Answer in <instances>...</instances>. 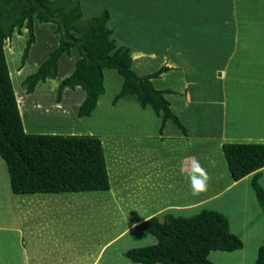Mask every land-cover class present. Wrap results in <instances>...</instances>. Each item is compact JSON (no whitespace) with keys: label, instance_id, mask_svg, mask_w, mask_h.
I'll return each mask as SVG.
<instances>
[{"label":"crops","instance_id":"crops-1","mask_svg":"<svg viewBox=\"0 0 264 264\" xmlns=\"http://www.w3.org/2000/svg\"><path fill=\"white\" fill-rule=\"evenodd\" d=\"M79 2L82 9L86 4L101 6L95 15L108 9V25L116 43L129 48L133 69H142L141 64L149 62L216 65L199 71L201 75L164 72L152 79L155 88L168 90L164 95L186 133L171 119L160 131L162 115L130 97L110 102L119 110L120 131L116 133L101 129L106 119L97 116L100 98L85 116L87 120L73 125L66 115H77L86 95L80 86L64 87L59 102L53 97L43 105L41 115L53 111L47 109L52 103L63 107L54 118L45 116L55 130L101 137L110 187L14 193L5 170L0 172V264H114L112 249L124 254L131 245L124 244L122 249L112 245L132 230L150 236L143 245L156 242L154 235L137 229L136 224L152 216L163 221L167 215L190 216L202 209L224 214L230 231L243 242L237 250L210 251V260L212 253L222 262L233 256L244 264L246 248L256 260L264 238V216L251 186L255 172L233 180L222 143H264V0ZM217 70L220 73L214 76ZM111 79L120 83L115 75ZM59 82H55L57 86ZM210 91L216 97L207 100ZM196 159L208 169L211 183L207 191L194 196L185 174ZM258 171V182L264 188V167ZM99 223L108 224L106 229L111 224L125 225L111 236L109 231L91 227Z\"/></svg>","mask_w":264,"mask_h":264},{"label":"trees","instance_id":"trees-1","mask_svg":"<svg viewBox=\"0 0 264 264\" xmlns=\"http://www.w3.org/2000/svg\"><path fill=\"white\" fill-rule=\"evenodd\" d=\"M82 14L79 0H0V156L7 165L14 193L106 190L110 187L103 146L98 136L31 133L23 126L20 111L25 114L28 103L24 95L17 94L16 98L4 42L14 32L21 34L23 27L27 29L20 65L23 67L35 42V19L40 23H54L59 39L35 71L25 77L26 93L33 92L38 82L55 78L60 57L70 55L75 48L79 57L72 72L57 86V102L64 87L80 86L86 95L77 115L89 116L105 91L103 70L114 69L122 77V83L112 104L130 97L141 107L150 106L162 115L160 131L166 120L171 119L186 133L164 95L168 90L155 88L152 83V79L170 68L162 65L153 72L139 75L132 67L129 48L116 43L113 30L108 25V9L104 8L90 17L80 32L77 22ZM7 51L9 58L15 54L11 47ZM20 72L23 71L14 70L13 74ZM47 109L61 110V106L50 105ZM222 151L233 180L255 172L251 186L264 216V188L258 182L261 175L258 170L264 167V143L224 142ZM148 219L136 224V228L154 235L156 242L127 249L124 255L132 262L212 264L208 258L210 251H233L243 246L242 240L230 231L228 218L217 210L202 209L190 216L167 215L163 221L156 216ZM255 263L264 264V238L257 249Z\"/></svg>","mask_w":264,"mask_h":264},{"label":"rangeland","instance_id":"rangeland-1","mask_svg":"<svg viewBox=\"0 0 264 264\" xmlns=\"http://www.w3.org/2000/svg\"><path fill=\"white\" fill-rule=\"evenodd\" d=\"M101 6L93 3V5L86 4L83 5L82 9V17L80 20L77 22V26L79 27V31L81 32L86 24L88 23L90 17L95 15L97 11H99ZM34 32H35V42L32 44L31 49L29 51V56L25 61V64L23 67H20L21 65V56L23 53L24 45L27 39V29L25 27L22 28V33L18 34L17 32H14L12 37L8 38L4 42V48H5V55H6V60L8 64V68L10 71V76L13 84V88L15 91V95L18 99L17 94L24 95V100L26 103H28V107L26 110H28L25 114L22 115V122L24 124V127L26 131L31 132V133H63L64 130H55V126L50 122L51 120L47 118L50 116L51 118L55 117V112L56 110H53L50 113H46L49 115H41L43 113V105H48L51 100L55 99L56 93H57V85L55 82H59L60 77H64V75L69 74L70 72L68 71L72 65H73V60L77 59L79 57V54L75 48H72L71 54L67 55L64 54L62 55V58L60 60V65L58 66V73L57 77L53 79H47L45 82H38L36 84V87L33 91L32 94L26 93L25 91V85L23 83L25 77L35 71L37 68V65L47 56V53L49 50L54 48L59 39V35L55 32V24L54 23H49V22H39L35 19L34 21ZM79 32V33H80ZM76 34H79L78 32H75ZM11 47L13 48L14 55L11 57L14 58H9V53H7L8 48ZM15 62V63H14ZM15 65V67H14ZM166 65L170 69L169 71H166L165 74H192L193 72H197L195 74L201 75L199 71H207L209 69L212 70V66L216 64H210V63H203V64H183V63H173V62H149L146 64H141L142 69H138L137 66L134 68V70L138 74H147L150 72H153L157 70L160 66ZM246 66V65H244ZM187 67V69H186ZM203 67V69L201 68ZM239 68L241 69V66L239 64ZM21 69L23 72H20L21 74H13L14 70L17 72V70ZM68 71V72H67ZM219 70L216 71V74H213L214 76L218 75ZM105 76H104V87L105 91L103 94L100 95L99 99V112L97 116H100L99 118L106 119V122L104 123L102 121L101 126L102 130L104 131H110V132H118L120 131V128H118V118H119V110L116 109L115 107H112L110 102L113 99L114 95L119 89L120 83H121V77L119 74L114 70V69H106L105 71ZM115 75L116 78H119L120 83L116 84V79L112 80L111 76ZM255 76H258V74H254ZM230 83V81L228 80ZM229 87V86H228ZM70 89H73L70 87ZM197 97V96H196ZM215 93L212 91L207 92V95L205 98L207 100L215 98ZM229 98L231 97L230 95L228 96ZM67 98V96H66ZM198 100V99H197ZM68 102V101H67ZM230 102V101H229ZM19 103V102H18ZM34 107H32V105ZM53 105V103L51 104ZM40 106V107H39ZM61 106V109L63 108L62 105H55ZM32 107V108H31ZM50 107V106H49ZM151 108V107H149ZM152 109V108H151ZM153 110V109H152ZM207 114L210 115L211 112L207 111ZM41 116H44L43 119ZM47 116V117H45ZM58 117V116H57ZM68 121H71L74 125V122H77L78 124L85 120H87L86 117H78L76 114H67L66 115ZM73 117V119H72ZM98 117H96V121L98 122ZM94 121V120H93ZM92 121V123H93ZM87 122V121H86ZM71 128V127H70ZM75 128V127H72ZM78 130V128H76ZM75 129V131H77ZM52 131V132H51ZM101 138V137H100ZM105 138V137H104ZM6 172V176L8 177V171H7V166L4 160L0 157V172L4 171ZM1 174V173H0ZM9 181V179H8ZM166 218V217H165ZM91 224L92 228L98 229V230H104V231H109L111 233V236H113L118 230H120L125 224L117 223L116 227H113L112 224L110 225V229H106L108 224ZM130 228L127 229L129 231ZM137 231L132 230L128 234H126V237L118 241L117 243H114L112 245V248L122 247L125 245H131V247H137V246H143V244L148 240L149 235H139L136 233ZM150 238V236H149ZM151 244V243H150ZM149 245V244H145ZM119 248V249H120ZM129 249V248H128ZM118 249H112V263L114 264H132L130 261L125 257V255L120 252H116ZM248 251L247 255L244 257V264H256L255 263V255L251 254L250 249L246 248ZM102 254V253H101ZM216 255H213L211 253V261H213L215 264H240V259L238 257H227V259H223V262L220 259L215 258ZM254 257V258H253Z\"/></svg>","mask_w":264,"mask_h":264},{"label":"clouds","instance_id":"clouds-1","mask_svg":"<svg viewBox=\"0 0 264 264\" xmlns=\"http://www.w3.org/2000/svg\"><path fill=\"white\" fill-rule=\"evenodd\" d=\"M209 163L212 167H215L216 162L214 160L209 161ZM180 171L183 173V168ZM185 178L189 181L194 196L207 191L211 183V175L208 169L198 159L191 162L190 170L185 174Z\"/></svg>","mask_w":264,"mask_h":264},{"label":"water","instance_id":"water-1","mask_svg":"<svg viewBox=\"0 0 264 264\" xmlns=\"http://www.w3.org/2000/svg\"><path fill=\"white\" fill-rule=\"evenodd\" d=\"M220 73V72H219ZM220 75V74H219Z\"/></svg>","mask_w":264,"mask_h":264}]
</instances>
